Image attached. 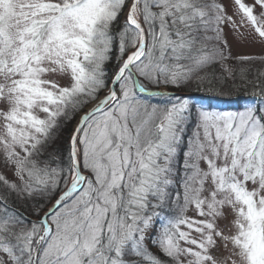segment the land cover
Returning a JSON list of instances; mask_svg holds the SVG:
<instances>
[{"label": "snow or ice", "instance_id": "snow-or-ice-1", "mask_svg": "<svg viewBox=\"0 0 264 264\" xmlns=\"http://www.w3.org/2000/svg\"><path fill=\"white\" fill-rule=\"evenodd\" d=\"M227 32L264 44V0H0V264H264V57ZM193 85L259 99L151 102Z\"/></svg>", "mask_w": 264, "mask_h": 264}, {"label": "rangeland", "instance_id": "rangeland-1", "mask_svg": "<svg viewBox=\"0 0 264 264\" xmlns=\"http://www.w3.org/2000/svg\"><path fill=\"white\" fill-rule=\"evenodd\" d=\"M225 3H227V0H224ZM231 8H228L229 14H231ZM227 38L229 41V44L231 45L232 51L234 54L238 55H249L252 56L256 59H259L261 57H264V44L260 43L259 41L253 42L251 39H244L239 36H237L235 33L227 32ZM239 85V82H237ZM239 87V86H233ZM160 92L158 94H162L164 92L170 91L171 93H175V95H182L186 98L189 99L190 104L194 105L197 108H206L210 110H217V111H237V110H242L243 108L257 103L259 97L254 95L253 93H249L248 95L244 94H238L232 97L231 100H226L224 98H218L215 96H212L209 93L202 92V91H197L194 93H187V92H182L170 89L169 87L165 88L164 86H161ZM192 94H195L193 96ZM157 95V94H155ZM154 101V102H153ZM151 102L153 103H164L167 101H163L162 99H157L153 100ZM232 104L233 107H238L236 110L232 109H225V110H220L218 107L220 106H226ZM0 171H3L2 168H0ZM7 175L9 178H11V173L8 172ZM220 254L226 255V252H224L223 248L220 250Z\"/></svg>", "mask_w": 264, "mask_h": 264}, {"label": "trees", "instance_id": "trees-1", "mask_svg": "<svg viewBox=\"0 0 264 264\" xmlns=\"http://www.w3.org/2000/svg\"><path fill=\"white\" fill-rule=\"evenodd\" d=\"M170 89L179 91L181 93V91L183 92H187V93H194L197 91H202V92H206L211 94L212 96L218 97V98H224L226 100H231L233 96L238 95V94H244V95H248L249 93H253L255 92V90L251 87L248 88H244L242 86L239 87H225V88H220V87H216L213 88L211 90L209 89H200L197 90V88L193 85L192 87H185L182 90L181 89H177L173 86H168ZM170 92V91H169ZM176 95L173 93H162V94H157V95H153L150 99L151 101H153L154 99H162L163 101H167L170 98H174ZM154 102V101H153ZM218 109L220 110H225V109H232V110H236L238 109V107H233L232 104L226 105V106H220L218 107Z\"/></svg>", "mask_w": 264, "mask_h": 264}, {"label": "water", "instance_id": "water-1", "mask_svg": "<svg viewBox=\"0 0 264 264\" xmlns=\"http://www.w3.org/2000/svg\"><path fill=\"white\" fill-rule=\"evenodd\" d=\"M193 96H195V94H192Z\"/></svg>", "mask_w": 264, "mask_h": 264}]
</instances>
